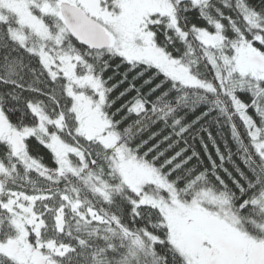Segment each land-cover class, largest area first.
Returning a JSON list of instances; mask_svg holds the SVG:
<instances>
[{"label":"snow or ice","instance_id":"obj_1","mask_svg":"<svg viewBox=\"0 0 264 264\" xmlns=\"http://www.w3.org/2000/svg\"><path fill=\"white\" fill-rule=\"evenodd\" d=\"M0 264H264V0H0Z\"/></svg>","mask_w":264,"mask_h":264},{"label":"trees","instance_id":"obj_2","mask_svg":"<svg viewBox=\"0 0 264 264\" xmlns=\"http://www.w3.org/2000/svg\"><path fill=\"white\" fill-rule=\"evenodd\" d=\"M213 132H215V128H213ZM225 132H227V129H225Z\"/></svg>","mask_w":264,"mask_h":264}]
</instances>
